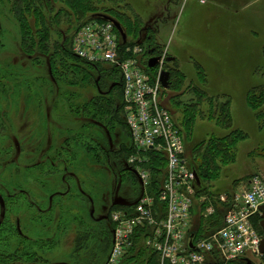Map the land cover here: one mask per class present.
Returning a JSON list of instances; mask_svg holds the SVG:
<instances>
[{
  "label": "rangeland",
  "instance_id": "obj_1",
  "mask_svg": "<svg viewBox=\"0 0 264 264\" xmlns=\"http://www.w3.org/2000/svg\"><path fill=\"white\" fill-rule=\"evenodd\" d=\"M116 7L140 28L132 38L142 50L137 56L142 70L143 61L166 54L163 71L177 67L186 75L176 78L183 81L180 90L161 94L176 126L182 109L197 103L194 87L204 88L216 97V106L229 103L233 130L248 134L237 161L211 187L221 192L211 205L215 214L205 218L207 209L200 213L196 202L193 232L203 217L206 236L222 226L232 199L254 177H264V95L256 97L263 102L262 117L247 104L249 90L264 89V0H122ZM0 20V264H22L36 254L31 264H107L113 235L110 222L99 220L115 206L134 209L152 183L145 189L131 167L136 152L127 160L120 155L123 143H130L122 125L90 117L95 90L52 76L53 58L26 50L9 1L0 0ZM147 49L157 51L148 56ZM71 90L83 94L81 108ZM171 100L181 103L180 110ZM225 128L199 120L194 143L185 145L187 161L195 143L230 134ZM234 187L230 196L224 193ZM131 251L125 264L144 260ZM247 258L263 264L260 256Z\"/></svg>",
  "mask_w": 264,
  "mask_h": 264
},
{
  "label": "built area",
  "instance_id": "obj_2",
  "mask_svg": "<svg viewBox=\"0 0 264 264\" xmlns=\"http://www.w3.org/2000/svg\"><path fill=\"white\" fill-rule=\"evenodd\" d=\"M73 52L94 65L116 66L123 80V108L137 157L130 165L143 187L152 183L153 172L147 168L150 152L163 155L167 173L157 196L144 193L134 209L111 215L114 224L113 246L107 264H123L133 248L138 232H146V245L159 253L161 264H233L259 255L264 237L253 219L264 208V177H254L248 187L232 199L223 224L215 232L197 237L193 232V211L197 200L196 172L189 166L185 144L171 113L163 105L161 74L166 54L160 57L155 79L140 68V48L121 50L120 37L110 22L93 21L84 26L73 42ZM133 54L131 58L123 54ZM135 154V155H136ZM227 198L226 195L221 196ZM215 214L209 207L205 218Z\"/></svg>",
  "mask_w": 264,
  "mask_h": 264
},
{
  "label": "trees",
  "instance_id": "obj_3",
  "mask_svg": "<svg viewBox=\"0 0 264 264\" xmlns=\"http://www.w3.org/2000/svg\"><path fill=\"white\" fill-rule=\"evenodd\" d=\"M5 1H9L11 14L14 15L23 30V41L26 50L32 53H39L41 54V57L46 56L50 59L53 58L50 62V72L52 76H55L56 74V76H58L57 78L61 81L68 79V84L73 88L79 87L80 89H83L85 85H89L95 90V98L90 101L93 105V111L95 109V112L90 113V117H93V119L97 121L107 119L111 126L115 122L122 125V128L125 129L129 136L130 140H128L130 143H123L119 153L125 160H127L136 151L132 146L130 132L124 115L123 80L120 69L116 66L106 68L104 67L105 65L90 64L77 57L73 52V42L79 31L93 21H104L102 16L112 17L121 24L127 36L126 41L121 39L122 53L128 48L132 51L137 45H139L133 41L132 37H138L140 28L136 25H132L131 20L116 7L117 5L122 4V0ZM58 3L61 6L59 9L56 8ZM146 51L147 55L150 56L149 53L152 54L157 50L152 51L151 49H147ZM122 57L130 58L132 57V53L129 55L123 54ZM148 60L146 62L143 61L142 64L146 67V74L154 80L156 69L148 68ZM177 61V59H174L173 61L171 60L170 63H172L173 66H176ZM166 70L171 74L169 90H180L183 81H179V79L176 78L179 76L180 79H186V75L177 67L172 69L167 67ZM54 81L56 82L57 80L54 79ZM256 89L257 88H253L247 93V104L250 109L257 113L258 117H262L263 114L259 107H262L263 102H259L256 97L257 95H261V98L263 99L264 89ZM194 90L197 91L196 94L198 95L197 103L192 102L187 106V110L182 109L183 111H181L182 122L179 129L181 133H185V145H189L191 142L194 143L191 139H193L196 124L199 120L211 122L217 121V125H221L223 128L226 127L225 129H231V133L226 136L213 137L212 139L195 143L189 151L191 153V159L188 161V164L199 177L197 200L200 198H207L205 203H198L201 206V213L211 205H214L215 200H218L221 192L212 191L211 187L221 180L224 169L237 161L239 144L248 138V134L241 130H233L232 111L229 103L216 106V104H214L215 96L208 95L204 88L196 89L194 87ZM200 90H202L203 93ZM68 93L71 96L77 94L74 90H71ZM202 94L209 97L207 101H205L204 95ZM82 96L83 94L80 92L74 98V102L78 108L83 104H81L83 100ZM180 96H183V94ZM171 104L179 109L181 103H176L174 100H171ZM86 105L82 106L85 110L88 107V104ZM205 105L208 106L206 110L202 109ZM165 108H167V106H165ZM146 156L148 159L147 168H150L153 172L150 195L157 196L162 189L166 177V160L163 155L154 152H150ZM248 182L249 179L247 183ZM234 192L235 187L234 190L226 191L224 193H227V195L230 196ZM130 209L127 206H115L110 210L106 217L99 221H109L111 227L110 231L113 235L114 224L112 223L111 215L114 212L121 210L129 212ZM193 216H195V212L193 213ZM199 222V231H197L198 238L204 237L205 235L203 226L206 220L203 217H200ZM253 222L257 232L264 235V231L260 226L261 217L257 215L254 217ZM146 235V232L141 231L138 232L133 239L132 251L137 250V254H139L137 259L145 256L142 261L136 260V264H161L160 254L147 247ZM128 256H126V258ZM38 258L39 256L37 254L29 255L26 259L27 262L21 263L31 264L36 262ZM126 258L124 259L123 264H125L124 262L126 261ZM7 261L8 260L5 262ZM8 264L18 263H12L11 261V263ZM233 264L246 263L240 262Z\"/></svg>",
  "mask_w": 264,
  "mask_h": 264
},
{
  "label": "water",
  "instance_id": "obj_4",
  "mask_svg": "<svg viewBox=\"0 0 264 264\" xmlns=\"http://www.w3.org/2000/svg\"><path fill=\"white\" fill-rule=\"evenodd\" d=\"M102 17L105 21L113 23L115 25L116 29L118 30V32L120 33V35L122 36V38L124 40H126L127 36H126L121 24L116 19L109 17V16H102ZM158 63H159V59L152 58L148 63V67L150 69H155L157 67ZM170 77H171V74L169 72H164L162 74L161 83H162L164 89L168 90L170 88ZM196 178L199 182V179L197 176H196ZM261 211H262V216H261L260 226H261L262 230L264 231V208H262ZM259 253L263 257V264H264V240L262 241V243L260 245ZM247 264H253V263L248 261Z\"/></svg>",
  "mask_w": 264,
  "mask_h": 264
},
{
  "label": "crops",
  "instance_id": "obj_5",
  "mask_svg": "<svg viewBox=\"0 0 264 264\" xmlns=\"http://www.w3.org/2000/svg\"><path fill=\"white\" fill-rule=\"evenodd\" d=\"M248 5H249V4L247 3V4L243 5V6L248 7Z\"/></svg>",
  "mask_w": 264,
  "mask_h": 264
},
{
  "label": "flooded vegetation",
  "instance_id": "obj_6",
  "mask_svg": "<svg viewBox=\"0 0 264 264\" xmlns=\"http://www.w3.org/2000/svg\"><path fill=\"white\" fill-rule=\"evenodd\" d=\"M262 259V262H263V257H260Z\"/></svg>",
  "mask_w": 264,
  "mask_h": 264
}]
</instances>
